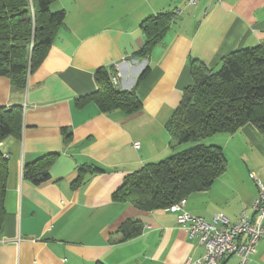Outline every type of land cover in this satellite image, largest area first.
Returning <instances> with one entry per match:
<instances>
[{"label":"crops","instance_id":"obj_1","mask_svg":"<svg viewBox=\"0 0 264 264\" xmlns=\"http://www.w3.org/2000/svg\"><path fill=\"white\" fill-rule=\"evenodd\" d=\"M51 11H63L64 23L26 87L0 76V108H23L21 135L0 145L9 170L0 264H200L206 249L179 224L182 211L141 210L114 194L145 165L192 148L173 143L167 128L193 84L192 62L215 70L234 51L264 53V0H55ZM159 14H173L171 26L140 56L142 23ZM102 69L118 76L119 90L135 91L138 110L101 111L94 95ZM206 143L221 149L226 170L209 189L187 195L184 210L236 222L252 212L253 177L264 182V132L247 124ZM51 154L49 181L25 178L27 165ZM128 221L142 231L123 240L118 232ZM248 264H264V239Z\"/></svg>","mask_w":264,"mask_h":264},{"label":"trees","instance_id":"obj_2","mask_svg":"<svg viewBox=\"0 0 264 264\" xmlns=\"http://www.w3.org/2000/svg\"><path fill=\"white\" fill-rule=\"evenodd\" d=\"M54 2L0 0V76L10 78L18 89L25 88L29 74L43 64L63 26L65 13L52 12ZM172 20L173 14H159L143 21L147 40L140 56H147L162 41ZM191 66L193 84L184 92L167 128L173 143L192 144V148L149 163L128 176L114 194L116 200L141 210L171 208L187 195L209 189L226 170L221 149L208 145L207 140L219 133L234 134L247 124L264 132V53L260 47L234 51L215 70L196 61ZM149 70L142 73L140 81ZM97 85L94 100L102 112L132 113L141 107L135 91L114 87L105 69L97 73ZM22 124V107L0 108V145L10 136H20ZM64 132L66 139L70 138L71 134ZM51 156L27 165L25 178L37 186L49 181L45 165ZM93 172L103 171L95 168ZM8 173V158L0 149V231L6 215ZM141 231L135 222L128 221L118 233L126 240Z\"/></svg>","mask_w":264,"mask_h":264},{"label":"built area","instance_id":"obj_3","mask_svg":"<svg viewBox=\"0 0 264 264\" xmlns=\"http://www.w3.org/2000/svg\"><path fill=\"white\" fill-rule=\"evenodd\" d=\"M189 6L198 4L201 0H186ZM222 3L225 0H214ZM176 11L175 13H179ZM112 85L118 87L117 75L109 76ZM139 143L135 147L139 148ZM7 158L8 156L5 155ZM258 194L252 205V212L244 210L236 222L226 216L215 214L212 221L194 216L184 210L186 200L171 206L172 211H182L179 224L186 230L189 238L196 239L206 249L200 264H221L223 261L236 257L237 264H248L255 254L258 243L264 239V182L253 177Z\"/></svg>","mask_w":264,"mask_h":264}]
</instances>
